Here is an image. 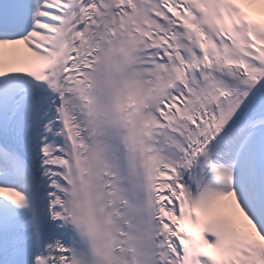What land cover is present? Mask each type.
<instances>
[{"label": "snow or ice", "instance_id": "1", "mask_svg": "<svg viewBox=\"0 0 264 264\" xmlns=\"http://www.w3.org/2000/svg\"><path fill=\"white\" fill-rule=\"evenodd\" d=\"M0 264H264V0H0Z\"/></svg>", "mask_w": 264, "mask_h": 264}]
</instances>
